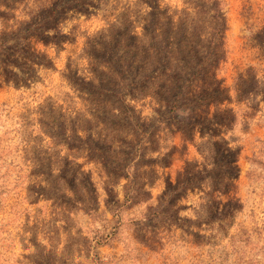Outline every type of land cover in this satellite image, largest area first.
Segmentation results:
<instances>
[{
  "label": "rangeland",
  "instance_id": "rangeland-1",
  "mask_svg": "<svg viewBox=\"0 0 264 264\" xmlns=\"http://www.w3.org/2000/svg\"><path fill=\"white\" fill-rule=\"evenodd\" d=\"M0 264H264V0H0Z\"/></svg>",
  "mask_w": 264,
  "mask_h": 264
},
{
  "label": "trees",
  "instance_id": "trees-1",
  "mask_svg": "<svg viewBox=\"0 0 264 264\" xmlns=\"http://www.w3.org/2000/svg\"><path fill=\"white\" fill-rule=\"evenodd\" d=\"M221 19V17H220ZM221 29H222V26H224V23H223V19H221ZM179 31L181 29V33H189V31H191L190 33L192 35H196L197 34V31L200 30V26L198 25L197 22H195V19L192 20L190 23H188V19L186 18L185 20H181L179 21V24H178V28H177ZM181 49L177 48L176 49V55L175 57L178 58L175 63H177V65L175 66L176 70H175V73L176 74H167L166 76L169 78V79H172V81L170 83L167 84V89L162 92L164 93V95L166 97H172L174 99L173 103H170L169 101L167 102V104H173V108H176V109H179L180 107L177 105V101L178 99L183 95L181 92L179 93V90H180V85L177 86V82L181 81L182 80V77H189V78H192L196 75L193 74V75H190V72L189 70H192V66L193 65H189L188 69H184V67H182V65H180V63H183L185 65H188L192 62H190V59L188 61V56H189V51L187 49H184V53H182L180 51ZM186 53V54H185ZM182 76V77H181ZM190 82L191 83H194L193 81H191L190 79Z\"/></svg>",
  "mask_w": 264,
  "mask_h": 264
}]
</instances>
